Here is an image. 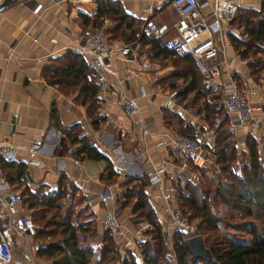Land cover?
Listing matches in <instances>:
<instances>
[{
	"label": "crops",
	"instance_id": "obj_1",
	"mask_svg": "<svg viewBox=\"0 0 264 264\" xmlns=\"http://www.w3.org/2000/svg\"><path fill=\"white\" fill-rule=\"evenodd\" d=\"M115 1L120 10L134 20V27L140 26L144 18H149L156 24L167 25L175 18L168 0ZM231 1L237 5V13L239 9L258 11L264 6V0ZM36 2H40L41 6L37 14H33L30 8ZM147 7H150V12L146 11ZM95 9V0H15L0 11V138L10 140L16 146V157L6 163L24 164V146L37 136L41 139L38 152L40 164L25 166L24 175L17 177L18 179L10 186L11 189L21 191L23 186H26L32 190L36 185L44 184L47 190H55L58 179L64 175L67 185L75 186L77 191L86 195L94 213L113 209L118 217H123L117 210V204L122 199L119 194L120 188L99 179L102 161L78 158L79 164H75L65 152L62 155L56 154L62 135L61 127H74L98 151L109 157L118 172L117 177L128 175L137 178L142 173L145 176V170L150 164L163 165L164 177L166 174L172 176L173 173L175 177L173 184L176 187L177 184H182L179 176L184 173L181 167L184 162L175 159L174 154L170 153V148L156 142L165 140L166 136L174 133L189 136L201 133V137L208 140V144L203 146L209 148L214 136L203 117V114H208L204 106L209 107L212 101L221 104L228 86V76L258 109L262 110V118L258 125L237 124L230 116L231 122L228 123V127L232 130L235 150L240 153L244 147L245 137L251 136L255 140L258 156L264 165V67L261 78L259 73L258 76L252 75L248 65L252 59L251 55L239 56L233 49L230 39L225 50L226 57L230 59V66H224L213 87L209 91H203L210 93L198 97L193 94L195 90L186 91L181 99L176 96V102L171 107L162 106L163 97L170 90L169 86L173 84L175 89L181 90L187 85L188 78L174 76L177 68L167 63L166 59L181 58L182 55L175 53L166 57L154 56L155 49L140 41V48H135L132 40H124L129 34L128 29L120 27L121 30H113V23L109 20L107 39L113 43L123 42L128 45L124 55L118 54L109 61L108 69L115 70L117 76L107 73L105 88L98 91L96 85L95 93L90 99L88 89L81 78L74 80L70 75L60 74L52 77L54 67L69 60V56H64L65 52L78 53L84 62L87 54L78 38V32L94 19ZM83 18H87L86 23L82 21ZM230 27L229 35L237 38L246 37L242 27L234 20L230 22ZM168 33H171V30H168ZM138 51L141 54L134 56ZM258 54L264 60V51L260 50ZM123 56L125 58H122ZM142 58L149 62L147 68L140 66ZM189 60L196 70L193 61L190 58ZM173 64L176 65L177 62ZM124 66L136 72L133 78L121 79ZM86 77L88 80L90 76L87 74ZM197 77L199 78L198 73ZM120 92L136 101L138 116L148 128L142 142L137 140L138 130L130 128L131 120L123 117L120 107L116 104ZM57 94L61 95L58 100L55 99ZM214 96L217 100H214ZM52 111L58 127L50 120ZM218 122L220 121L213 123V130ZM128 136H133L134 140L128 141ZM175 152L183 156L179 151ZM4 170L10 176L14 173L12 166L5 167ZM165 178L170 182V179ZM106 189L110 191L112 198L104 203L98 202L97 194ZM142 189L152 207L157 206V203L161 204L157 188L146 181ZM123 213L126 214L125 211ZM11 246L12 251L18 246L23 254L27 252L25 245L16 237L13 238ZM36 258L38 264H49L47 260Z\"/></svg>",
	"mask_w": 264,
	"mask_h": 264
},
{
	"label": "trees",
	"instance_id": "obj_2",
	"mask_svg": "<svg viewBox=\"0 0 264 264\" xmlns=\"http://www.w3.org/2000/svg\"><path fill=\"white\" fill-rule=\"evenodd\" d=\"M96 9L93 13V20L84 27H95L101 22L102 18L113 23V30L128 29V36L124 40L138 39L142 43H146L150 48L155 49L154 56L161 57L172 56L175 53L160 45V39L152 38L151 36H138V27H134V20L124 14L115 0H95ZM264 6H261L258 11L252 9H239L234 17V22L242 27L245 38H237L229 35L230 43L233 49L241 57L251 55L252 59L249 62L250 73L256 74L263 70L264 60L258 53L261 45L264 44ZM82 16V15H81ZM84 23L87 18H83ZM83 27V28H84ZM121 27V28H120ZM109 32V27L106 29ZM64 56H69V60L61 65H57L52 70V77L56 75H70L71 79H82V83L88 89L89 99L95 93L96 83L91 71L85 66L83 59L76 52H65ZM180 59V67L176 69L174 76L188 78L187 85L181 90L174 88L172 84L169 89L176 90V96L179 99L184 96L186 91L195 90L194 95L204 97L210 92L199 83L196 70L194 69L188 55L178 57ZM68 59V58H67ZM191 59V58H190ZM192 60V59H191ZM183 63V64H182ZM175 72V70H174ZM89 75L87 79L86 75ZM199 76V73H198ZM199 84V85H198ZM203 89V90H202ZM217 97L214 96V100ZM206 104V102H205ZM215 102H211L208 106H204L208 114H203L204 119L209 117V114L218 113L220 108L215 109ZM172 114V113H170ZM50 120L56 125L55 114L50 112ZM93 125H95L92 122ZM58 127V126H57ZM62 135L59 140L57 155L64 154L66 147L72 148L73 156L80 159H93L102 161L103 166L99 172V179L109 181L117 177L118 172L114 169L112 161L102 152L98 151L84 135L79 134V131L74 127H61ZM187 135V134H185ZM213 159L219 166V170L225 175L224 183H216L212 185L210 176L209 180L202 182L186 181L183 186H176V202L182 206H187L193 218H197L196 229L205 232H214L212 240L209 244L203 246L208 249L212 257V264H264V165L258 156L255 140L251 136H246L244 147L240 153L247 157V162L241 165L239 172H231L230 165L235 158V146L233 142V134L231 128L225 124V120L218 122L214 129L213 137ZM10 160H0V168L5 177L7 186L11 189V185L16 181L18 176L24 175V164L6 163ZM13 167L14 173L12 176L4 170L5 167ZM191 169L193 165H189ZM215 179V178H214ZM147 181L146 175L144 179L130 176H123L118 182L120 187L126 188L130 182H135L134 187H143ZM210 185L211 188H210ZM44 184H38L34 189L30 190L23 186L21 196L23 204L31 218L32 212H40L41 224L36 226L35 237L46 239L38 243L35 255L38 258L49 260L50 264H105L113 256H117L118 264H136L132 255L128 252L123 256L117 250L111 235L107 230L100 233L99 239L103 244L98 247L99 257L94 258L92 247L88 243V237L91 233H84L82 222L75 223L72 220L71 211L64 208V199L66 195L77 191L76 187L68 184L61 175L58 179V185L55 190H47ZM71 193H68V188ZM133 207L131 212L140 213V217L146 220L153 226L151 235L152 241L137 242L141 262L143 264H159L162 240L160 237V229L151 212L150 206L146 205L140 194L133 195ZM210 197L213 198L215 204H219L229 209L235 214V220L224 223L234 232H244L248 236L246 238H238L232 234L225 235L223 232L216 233L222 223L221 217L210 210ZM50 211V218H44L43 213ZM37 218V217H36ZM32 219V218H31ZM191 219V218H189ZM33 221V219H32ZM34 222V221H33ZM200 236V235H199ZM186 236L178 234L173 237V254L175 264H203L198 258H191L186 251L183 240ZM202 240V238H201ZM203 243V240H202ZM127 249V248H126ZM103 260H107L103 263ZM9 264V263H8Z\"/></svg>",
	"mask_w": 264,
	"mask_h": 264
},
{
	"label": "built area",
	"instance_id": "obj_3",
	"mask_svg": "<svg viewBox=\"0 0 264 264\" xmlns=\"http://www.w3.org/2000/svg\"><path fill=\"white\" fill-rule=\"evenodd\" d=\"M171 10L175 14L174 20L170 24L154 23L149 18H144L139 26L138 36H151L160 39V45L173 51L178 55H188L198 73L199 83L202 88L209 90L220 77L222 68L230 66V59L226 57L225 50L229 45V33L231 31L230 22L236 16L237 5L231 0H168ZM41 3L36 2L31 13L37 14ZM204 6H207L205 9ZM150 12V7L146 8ZM108 20L101 19L95 27H84L78 32V38L82 42V47L87 56L84 57L85 66L93 74L98 91L105 88L107 73L117 76L115 70H109L108 64L111 58L118 54L124 55L128 50L126 43H113L107 39ZM171 30V33H168ZM35 40V38H34ZM133 47L140 48V42L136 38L131 41ZM264 51V44L261 45ZM139 51L134 56H139ZM8 55V54H7ZM142 56V55H141ZM122 58H125L124 56ZM149 62L142 58L140 66L148 67ZM123 80L133 78L136 72L130 67H123ZM141 92V90H140ZM61 97L57 94L55 99ZM176 102V90H168L162 100V106L171 107ZM116 104L120 107L125 119L131 120L130 128L138 130L137 140L143 141V136L148 133V128L143 119L138 116L136 101L123 92L118 93ZM224 112L232 116L237 124L258 125L262 118V110L258 109L247 95L239 89L236 82L228 76V86L221 99ZM128 141H133V136L127 137ZM163 143L165 147H171L179 151L193 170H187V180L196 182L210 164L211 158L204 150L203 144H208L201 133L197 136L171 134L165 140L157 141L156 144ZM41 145L39 136L30 140L25 146V156L23 161L25 166H37L40 164L38 152ZM209 149L213 151V146L209 144ZM72 148L66 147L65 153L73 163L79 164V159L72 155ZM16 157V146L10 140L0 138V160H12ZM186 170V164L181 165ZM147 183L157 188L161 199V207L164 211L166 223L170 227L185 232H192L195 222L187 219L175 207L173 196L176 192L174 184L165 177V167L163 165L152 166L145 170ZM214 174L219 173V169L213 170ZM225 181V179L223 178ZM112 198L108 189L97 194L98 202L104 203ZM23 210L20 204L19 195L7 186L5 177L0 168V264H8L12 261V242L16 237L27 248L25 264H38L34 256L38 244L33 242L36 227L30 216L20 214ZM95 224L98 228L107 230L113 244L119 252L125 248V243L132 242V236H138L146 227L143 222H135L132 233L126 235L124 220L119 218L113 209H105L100 213H95ZM103 244L101 239L91 242V246L96 249Z\"/></svg>",
	"mask_w": 264,
	"mask_h": 264
},
{
	"label": "rangeland",
	"instance_id": "obj_4",
	"mask_svg": "<svg viewBox=\"0 0 264 264\" xmlns=\"http://www.w3.org/2000/svg\"><path fill=\"white\" fill-rule=\"evenodd\" d=\"M264 43V42H263ZM261 56V55H260ZM167 63H171L173 65L174 68H179L180 65L178 58L176 57H168L166 59ZM176 65H174L173 63H176ZM262 71L259 72V77H262ZM197 105V102H195V105ZM217 105V106H216ZM215 106L217 108H220L219 112L214 116L213 114H209L206 119L207 125L208 127L211 129L212 134L214 136V130L212 129V125L213 123H215L216 121H222L225 120V124L228 125V123H230L231 119L230 116L227 115L221 104H218V102L215 103ZM215 129V127H214ZM181 135H185V134H181ZM211 145L214 146V144L211 142ZM204 150L208 153V155L211 158L210 164L208 165V167L206 168V171H204L202 173V176L196 181V182H202L204 180H209L210 176H212L211 178V182L212 185H215L216 183H224L226 181V177L224 174H222L219 170V173L214 174L213 170L215 168L219 169V166L214 162V157L212 155V151L207 147V146H203ZM171 149V154H174L175 159H179L181 161H183L186 164V170L184 171V173H181V176H179L180 180L182 181L181 185L177 184V187H181L184 185V183L186 181H190L187 180V170H193V168L191 169V167L189 166L190 164L188 163V161H186L183 156L181 155H177V152H175L176 150L168 147ZM214 149V148H213ZM243 158H245V161H243ZM235 160H237V162H234ZM247 162V157L245 155H243L242 153H237V151L235 150V158L233 160V163L230 165L231 168V172H239V169L241 167V165H243L244 163ZM120 175V173H119ZM128 176V175H125ZM138 177L144 179V175L143 173L140 174ZM165 177H167L168 179H170V182L173 184V182H175V177L174 174H166ZM215 178V179H214ZM223 178L225 179V181L223 180ZM121 180V178L119 177H115L109 181H107V183L109 185H117L120 189L119 194H120V198H122L119 203L117 204V210L120 211V214L123 215V217L119 216L120 218H125L124 220V225L126 226V235L128 233L131 234L132 230L135 226V222H143L144 224H146V227L144 228V230L141 232L140 235L138 236H132V242L129 243H125L123 245H125V248L123 249L122 252H120V255L123 256L124 254H127L128 252L132 255L134 261L136 262V264H143L141 262V258H140V253H139V247L137 245V242H141V241H152L151 239V235L153 232V226L151 224H149V222L146 220V218H144L143 216L140 217V213H142L144 211V209H141V211L138 212H131L132 207H133V201H134V196L133 195H137L140 194L141 198L144 200V202L146 203V205L150 206L151 208V212L154 215V218L156 219V222L159 226L160 229V237L162 240V247H161V252H160V258L158 259L159 264H175V259H174V254H173V237L181 234V236L185 235L186 237L191 236V235H200V237L203 240V244L204 246H206L207 244H209L210 240H212V234L214 232H205V231H201L199 229H196V227L194 228V230L190 233V232H185V231H181L178 230L176 228L170 227L169 225H167L166 223V218H165V214L164 211L161 207V204L159 205L157 203V206L152 207L150 205V203L147 202V198L145 193L143 192L142 187L137 186L134 187L135 182H130L126 187L123 189V187H120L118 185V181ZM210 185V188L211 186ZM114 189L115 187L112 186ZM68 188V187H67ZM71 188H68V193H71V191L69 190ZM13 190V189H12ZM16 192V194L19 195V199H20V204L24 206V202H23V197L21 196V192L17 191V190H13ZM176 194L177 192H175L174 194V205L175 207H177V209L181 212V214H183V216H185L187 219H189L190 221H194L195 225L197 222V218H193V215L191 214L190 210L188 209L187 206H182L180 204H178V202H176ZM210 210L212 212H215V214L219 215L221 217L222 223L219 226V229L217 230L216 233H224L225 235L227 234H232L235 237L238 238H246L248 235L244 232H234L231 229H229L228 227L224 226V223L227 222H231L234 221L236 218L235 214H233L231 211H229V209L225 208L222 205L219 204H215L214 200L212 197H210ZM64 208L62 209L61 212H63V210L65 208H67V211H71V216L73 222H75L76 224L79 222H82V227L83 229H85V231H83L84 233H91V235L88 237V243L91 245V242H93L94 240H98L100 233H103L104 230L101 228H98V226L95 224V213L92 211V207L90 206V202L87 201L86 199V195L80 191H73L72 194H68L66 195V199H64ZM123 211H125L126 214L123 213ZM122 212V213H121ZM33 214L31 215V218L34 221L35 227L37 226V228L39 227V224H41L40 220H42L43 218L39 217V214H41L40 212L38 213L36 212H32ZM20 214H25V208L20 212ZM44 218H50V211H48L47 213H43ZM37 217V218H36ZM44 220V219H43ZM42 240H46V239H39L34 237L33 238V242H36L37 244L40 243V241ZM114 245V244H113ZM92 247V246H91ZM127 248V249H126ZM92 252L94 253V258L99 257V250L98 248L94 249L92 247ZM27 257V254H23L19 247H14L13 251H12V261L9 262V264H25V258ZM117 256H113L109 261L107 260H103V263L106 262L105 264H118L117 263ZM42 259V258H41ZM45 260V259H43ZM49 261V260H47ZM102 263V262H101ZM99 263V264H101ZM44 264V263H43ZM47 264V263H45ZM50 264V261H49Z\"/></svg>",
	"mask_w": 264,
	"mask_h": 264
},
{
	"label": "water",
	"instance_id": "obj_5",
	"mask_svg": "<svg viewBox=\"0 0 264 264\" xmlns=\"http://www.w3.org/2000/svg\"><path fill=\"white\" fill-rule=\"evenodd\" d=\"M13 1L15 0H0V11ZM183 244L191 258H198L203 264H212V257L208 249L203 246L199 235H191L184 238Z\"/></svg>",
	"mask_w": 264,
	"mask_h": 264
}]
</instances>
